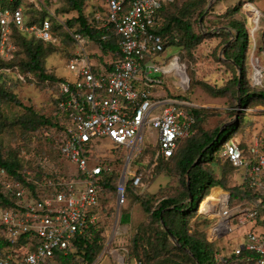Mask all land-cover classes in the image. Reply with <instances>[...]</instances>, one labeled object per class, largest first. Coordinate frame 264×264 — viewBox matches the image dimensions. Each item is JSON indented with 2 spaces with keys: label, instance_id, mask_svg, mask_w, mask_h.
I'll return each mask as SVG.
<instances>
[{
  "label": "built area",
  "instance_id": "1",
  "mask_svg": "<svg viewBox=\"0 0 264 264\" xmlns=\"http://www.w3.org/2000/svg\"><path fill=\"white\" fill-rule=\"evenodd\" d=\"M32 1L37 11L47 13L46 17L29 22L25 0H0V79L18 69L13 64L19 49L18 35L34 34L54 44V21L65 26L46 4ZM174 1L105 0L102 11L91 12L96 27L112 33L119 46L116 58L112 59L109 52V60L105 58L101 66L92 58L93 53L102 55L101 50L90 51L87 38L65 26L77 50L67 63L75 78L59 83L58 114L64 122L60 152L80 174L70 180L44 179L53 191L35 198L20 180L0 170L5 177L0 187L17 200V207L0 205V264H60L56 253L69 250L78 235L98 226L103 217L100 206L104 179L113 171L111 165L103 164L104 158L118 147L125 154L113 191L119 213L128 200V183L137 188L143 183L138 158L149 144L146 129L157 134L156 160L171 158L192 133L196 123L193 105L178 96H168L162 77L154 75L160 72L175 78L182 95L190 87L186 65L178 55L169 63L164 60L165 40L154 32L159 11ZM259 13L260 18L264 17ZM260 18L254 19L255 26L249 31L253 37L248 56L249 81L252 87L264 89V36L261 44L256 41ZM107 38L105 34L103 39ZM176 64L183 70H177ZM244 109L251 111L249 107ZM103 140H109L111 148L104 150ZM222 148L220 157L238 170L237 183L251 191L252 197L232 206L230 192L220 194L214 204L217 220L208 240L233 231L232 217L239 224L252 221L251 229L232 253L246 251L248 255L241 262L264 264V128L249 131L245 143L241 137L229 138ZM223 255H216V259L225 260ZM118 260L119 264H127L124 256Z\"/></svg>",
  "mask_w": 264,
  "mask_h": 264
},
{
  "label": "rangeland",
  "instance_id": "2",
  "mask_svg": "<svg viewBox=\"0 0 264 264\" xmlns=\"http://www.w3.org/2000/svg\"><path fill=\"white\" fill-rule=\"evenodd\" d=\"M36 1L46 4L55 13L57 19L63 21L69 29L67 20L78 16V12L71 8L68 0ZM175 1V4L168 8V16L176 15L185 8V13L192 23L193 30L203 36L202 41L192 48L180 43L179 45H171L162 53L166 62L169 63L174 55H178L180 61L186 65L187 74L192 82L190 91L185 96L198 110L197 115L199 116L195 127L196 136L202 138L204 132L211 133L225 123L233 120L237 122L241 119L239 128L236 123L228 127L231 129L237 127L230 139H239L245 131H261L264 128V100L258 98L251 100L249 104L251 111H245V107L239 104L238 84L235 83L234 78L235 76L239 77L240 70L229 57L234 48L237 34L236 29L231 27L230 23L244 22L246 28L251 31L255 23H253L254 14L250 10L258 9L264 16V0ZM246 1L256 8L253 6L249 8ZM102 5L105 6V0H85L83 10L86 14H91L97 10L102 11ZM25 6L30 10V13L36 10L35 2L32 0H25ZM30 17H35V14H28V18ZM260 19L261 30L256 35V41L259 44H261L264 36V17ZM55 23L58 24L57 21ZM65 26L60 29L55 28L56 41L54 44L45 43L34 34H27L26 40L34 45L39 42L43 43L44 66L48 73L74 79V74L67 68V62L74 55L75 50L72 42H69L70 38L66 34ZM217 30L220 31L217 32ZM87 43V49L93 51L95 48L91 41L88 40ZM249 46H253L251 35ZM26 60V50L22 46L18 55L20 62L18 69L11 71L4 79H0V88L15 95L22 104L19 105L0 94V149L6 158L21 160L23 171L28 172L29 179L34 178V176H47L49 178L63 173L65 174L64 178L68 180L67 176L75 173L76 166L63 159L59 153L62 132L60 133L56 125L58 122L56 116L57 87L51 81L42 79L39 74L26 70L23 67ZM244 66L248 73V58ZM154 75L162 77L168 96H183L182 91L176 86L175 78L160 72H155ZM41 117L51 119L55 125L41 123ZM33 119H39L38 126H30L29 122ZM223 139L224 136H222ZM146 141L149 143L147 146L156 148L157 152L155 130L146 129ZM184 144L185 142L181 145L180 150ZM101 147L104 150L109 149L111 142L103 140ZM222 150L223 148H219L214 158L210 154L206 157L214 174L218 176L221 175V171L217 163V156ZM156 152L155 156L153 155L154 162L149 156H146L143 158V164L138 163L140 169H143V183L136 192L133 189L129 191L127 203L119 213L115 205L114 192L109 190L103 192L100 206L103 217L98 224L103 237V247L96 259L87 263L81 256H75L69 264H119L118 259H122L123 256L127 264H135L136 256H139L137 259L143 260L146 264H188L190 262L184 252L175 249V246L180 247V245L170 235L166 241V249H160V238H156L155 231L165 230V228L151 219L150 214L143 210L137 198L141 194L153 196V200L156 201L151 206L157 207L159 198H178L181 196L180 193L184 191L182 181L185 177L176 164L177 158L170 162H163L159 167H156V164L162 160H156ZM108 156L111 157V153ZM203 166L212 171L210 166L205 164ZM0 180H5L1 173ZM225 181H228L227 177H225ZM233 184H235L234 181ZM213 187L214 185L208 187L207 195L198 209L199 214H195L189 222V233L192 235L198 237L207 235L208 237L211 226L217 220V215L211 213V215L206 216L208 217L206 221L200 213L202 207H208L210 206L209 203L215 204L217 202V190H213ZM200 197L201 193L195 195L193 203L190 204L192 209L197 207ZM127 212L131 214V221L121 223V216ZM135 214H138V217ZM231 224L233 231L216 238L212 246L225 255L231 254L236 246L244 240L253 222L239 224L237 218L232 217ZM135 237L139 238L137 251L134 245ZM208 238L206 239L208 240ZM115 250H118L121 255ZM186 252L190 254L188 251Z\"/></svg>",
  "mask_w": 264,
  "mask_h": 264
},
{
  "label": "trees",
  "instance_id": "3",
  "mask_svg": "<svg viewBox=\"0 0 264 264\" xmlns=\"http://www.w3.org/2000/svg\"><path fill=\"white\" fill-rule=\"evenodd\" d=\"M85 0H68V4L71 6L73 10L78 12V16L76 18H71L67 20V25L74 30V32L81 33L87 40L91 41L94 48H98L101 50L102 55H98L97 53L92 54V58L95 59L98 66H101L106 60H109V52L111 53V58H116L119 53V46L117 44L116 38L112 33H107L106 30H102L96 27L94 18L90 14H86L83 10ZM176 1L172 3L165 4L158 14L157 24L155 26V33L162 35L165 40V50L171 45H179L182 43L184 46L193 47L194 45L200 43L203 39V36L200 33L195 32L193 30V26L189 18L187 17L186 9L183 11H179L176 15L168 16V8L175 4ZM27 8V7H26ZM102 9L104 6L102 5ZM26 10L27 15L35 14V17H30L29 22L39 21L40 19L46 17L47 13L45 11L39 12L37 10L31 11ZM55 22V21H54ZM231 27L235 28L237 31L236 39L234 43V48L230 54V59L234 62L235 65H238L242 68L241 73V83L240 88L238 89L239 98L241 100L242 107H249L251 100L254 98L263 99L264 100V89L254 88L250 84L249 81V72L245 69V62L249 56L251 46L249 45L250 32L249 29L246 28L244 22L235 21L230 23ZM62 28L63 26L57 23L53 24V29ZM67 32V31H66ZM67 35L68 32L66 33ZM65 34V35H66ZM108 34L107 39H103V36ZM69 42H72V46L74 47V42L69 35ZM18 43V51L16 53L15 60L13 64H16L19 67L20 62L18 61V55L20 53V48L23 46L26 50L27 60L24 62L23 67L34 74H39V76L44 80H49L53 84L56 85L58 94L56 96V116L58 119L57 127L61 133V140L59 144V153L60 156L67 160L60 152V147L64 138L63 130H64V122L58 114V103H59V83L61 81H66V78L58 77L55 74H50L46 71V67L44 66V46L43 43L39 42L37 44L30 43L26 40V36L18 35L17 36ZM74 49V48H73ZM164 50V51H165ZM108 54V55H107ZM69 61V60H68ZM68 63V62H67ZM22 64V63H21ZM107 68L110 69L111 65L107 64ZM235 83L238 84L239 77L235 76ZM191 78H190V87L188 91L183 96H178L181 100H187L185 96L191 88ZM0 94L6 99H10L19 105H22L19 100H17L16 96L13 94H9L6 90L0 88ZM29 110V109H28ZM191 111L196 116V123L193 126L192 133L184 139L176 153L168 159H162L157 164L156 167H159L163 162H170L176 159V164L179 167L183 178L184 191L181 196L177 197H162L158 199V206H151L154 203L153 196H148L145 194L138 195L139 202L141 203V207L146 213H149L151 219L154 222L161 224V214L163 216L164 224L168 227V230L172 232L180 243V247L175 246V249H178L181 252H184L190 262L188 264H246L241 262L240 260L245 259L248 255V252L243 251L240 255H235L231 253L230 256H225V260H217L216 255L222 254L218 249L213 248L214 240L208 241L205 237H198L189 233V222L194 217L195 214L198 213V209L206 197V190L208 187L214 185V187H222L224 190L230 192L231 195V205L235 206L241 204L245 201V199H250L252 197V192L244 189L243 184H238L235 182V177L238 173V170L227 160L217 156V163L219 169L221 171V175H215L213 172V168L209 162H207L206 157L208 154L212 155L214 158L216 152L219 148H222V145L226 140L230 138L232 133L239 128V122L241 124L242 119L237 121V127L235 129L226 128L219 136V139L212 143L216 136L219 134L221 127L216 128L211 133H203L202 138H198L195 134V127L197 125V121L199 116L197 115V109L192 108ZM42 118V122L45 125H55V123L49 118ZM40 123L39 119H33L29 122L31 127H36ZM249 135L248 131L242 134V142L245 143V139ZM222 136L224 139L222 140ZM184 144L182 149L180 150L181 145ZM207 148L206 150H204ZM180 150V154H179ZM113 152V151H112ZM156 148L153 149L150 146H146L143 154L138 158V163H142L143 158L149 156L151 161L153 160V155L155 156ZM179 154V156H178ZM202 155V158L199 162L192 166L194 161ZM178 156V157H177ZM125 154L122 151L121 147L115 148L114 152L111 153V157L108 156L104 158L103 164H109L112 166L113 171L110 175H105V191H114L116 184L119 180L120 173L124 164ZM149 159V161H150ZM68 161V160H67ZM154 162V160H153ZM208 165L212 168V171L204 168L203 165ZM5 170L8 176H12L14 179L20 180L25 187L32 192V196L35 198H39L40 195H44L53 191V186L46 185L44 179L48 178L47 176L40 177L34 176V178L29 179L28 172L23 171L22 163L20 159L13 158L9 159L4 156V153L0 149V170ZM143 172V169L141 168ZM79 172L75 169V173L68 175V180L72 178H76L79 176ZM65 174L60 173L56 176H51L49 178H56L58 180L61 177H64ZM215 177V178H214ZM225 177L228 178V181H225ZM189 179V185H188ZM30 180V181H29ZM233 181L235 184H233ZM39 183H42L40 185ZM138 189L133 186L130 182L127 185V197L129 196V191ZM217 188L216 190H219ZM134 192V193H135ZM197 193H201L200 200L198 201V205L195 209H192L191 202L188 201L189 195L192 194L193 201L195 199V195ZM131 195V194H130ZM218 196V193H216ZM215 195V196H216ZM136 196V194H135ZM133 196V197H135ZM216 196V197H217ZM27 197H31L27 195ZM187 200V201H186ZM15 196L2 189L0 187V205L5 208L17 207ZM201 215V214H200ZM211 215V214H208ZM208 215L202 214L201 216L207 221ZM138 217V214H135ZM180 218V219H179ZM179 220V221H178ZM131 221V214L127 212L121 216V223H129ZM176 225V226H175ZM156 238H160V249H166V241L169 238V232L167 230L160 229L159 231H155ZM139 238H134V245L137 251ZM103 237L100 228L98 226L91 227L86 230L84 233L78 235L72 243V246L66 252H57L56 256L60 262V264H69L70 261L75 258V256H81V258L87 263L93 262L97 255L100 253L103 247ZM8 247H11V244L7 243ZM188 251L190 254H188ZM147 252V251H146ZM135 257V262H139L140 264H146L141 259H137ZM149 257V256H148ZM127 263V262H126ZM183 264V263H181Z\"/></svg>",
  "mask_w": 264,
  "mask_h": 264
},
{
  "label": "water",
  "instance_id": "4",
  "mask_svg": "<svg viewBox=\"0 0 264 264\" xmlns=\"http://www.w3.org/2000/svg\"><path fill=\"white\" fill-rule=\"evenodd\" d=\"M218 31H220V30H217V32H218ZM236 66H237V68L240 70V71H239V72H240V75H239V80H238V89H239V88H240L241 79H242V78H241L242 68H241L240 66H238V65H236ZM238 95H239V94H238ZM239 97H240V96H239ZM239 104H241V100H240V98H239ZM234 123H236L234 120L231 121V122L225 123V124L221 127V129H220V131H219V134L216 136L215 140H214L212 143H214L216 140H218L220 134H221L226 128H228L229 126H231V125L234 124ZM206 149H207V148H205L204 150H206ZM201 158H202V155H200V156L194 161V163H193L192 166H195V165L199 162V160H200ZM122 179H123V175H122ZM188 185H189V179H188ZM188 201L191 202V203H193V196H192V194L189 195V199H188ZM161 222H162V224H163L165 230H167V231L169 232V235H170L172 238L176 239V240H177V244L180 245V243H179L178 239L176 238V236H175L172 232H170V231L168 230V227L164 224L162 214H161Z\"/></svg>",
  "mask_w": 264,
  "mask_h": 264
},
{
  "label": "bare ground",
  "instance_id": "5",
  "mask_svg": "<svg viewBox=\"0 0 264 264\" xmlns=\"http://www.w3.org/2000/svg\"><path fill=\"white\" fill-rule=\"evenodd\" d=\"M248 5H249V8L251 7V6H253V7H255L254 5H252L251 3H248ZM254 16V15H253ZM260 18V13H259V11H258V13L256 14V17L254 18L255 20H257V19H259ZM253 19V18H252ZM176 69L177 70H183V67L182 66H179L178 64H176ZM217 193H218V196L220 195V194H222V193H225V190H222V189H219V190H217L216 191ZM217 200H218V198H217ZM215 208V207H214ZM200 213L201 214H205V215H208V214H211V213H213L214 215H217V210H216V208L215 209H210L209 211H206L205 210V207H202V209L200 210ZM121 261L123 260V258L122 259H120Z\"/></svg>",
  "mask_w": 264,
  "mask_h": 264
},
{
  "label": "crops",
  "instance_id": "6",
  "mask_svg": "<svg viewBox=\"0 0 264 264\" xmlns=\"http://www.w3.org/2000/svg\"><path fill=\"white\" fill-rule=\"evenodd\" d=\"M250 11L253 12V14H254L253 18H255L256 17V14L258 13V9H253V10H250ZM258 45H259V43H258ZM74 50H77L76 46H74ZM74 78H75V75H74ZM68 80H73V79H68ZM256 131H258V130H256ZM235 182H237V178L236 177H235ZM217 188H220V189L224 190L222 187H213V190L214 189H217ZM216 198H218V196ZM209 204H210V206H208V207L206 206L205 207V210L206 211H209L210 209H215L214 208V204H211V203H209Z\"/></svg>",
  "mask_w": 264,
  "mask_h": 264
}]
</instances>
